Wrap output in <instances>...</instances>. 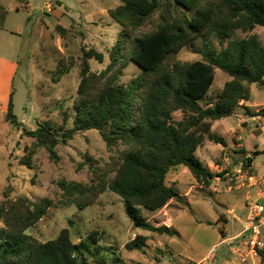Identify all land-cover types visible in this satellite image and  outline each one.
<instances>
[{
  "label": "trees",
  "instance_id": "16d2710c",
  "mask_svg": "<svg viewBox=\"0 0 264 264\" xmlns=\"http://www.w3.org/2000/svg\"><path fill=\"white\" fill-rule=\"evenodd\" d=\"M156 14L154 28L141 31ZM109 15L122 27L120 39L113 47L110 65L99 75L91 72L88 60L103 62L104 55L94 49L83 50L74 127L62 131L42 123L34 130H22L36 140V146L46 148L52 160H58L57 146L81 131H99L109 148L123 144L126 150L114 178L96 179L89 186L63 182L59 205H76L83 210L109 189L122 198L134 228L174 237L176 229L154 225L143 215V209L157 212L171 201H182L175 185L166 182L169 173L181 166H186L198 182L212 185L216 175L203 164L197 151L207 138L224 145L223 139L212 134L213 123L232 117L242 102L251 101V85L264 86V45L259 36L234 39L239 30L247 34L264 27V0H122L109 9ZM212 36L221 44L228 42L227 46L220 51L213 49ZM199 39H204L203 60L176 63L172 70L165 68L171 57L184 48H195ZM126 56L143 70L127 86L119 83L118 74L108 77L116 66L122 72ZM64 68L59 66L58 77L66 73ZM217 69L231 79L216 100L207 101ZM13 95L4 119L19 130ZM245 108L253 114L250 107ZM177 112L183 119L175 118ZM259 112L264 114V108ZM34 154L28 152L20 164L33 169ZM253 161L254 156L248 158L249 163ZM55 205L49 198L36 203L25 196L6 199L0 205L4 222L0 226V264H91L92 260L106 264L103 254L110 249L101 244L99 231H92L78 243L68 228L47 242L26 234ZM146 246L147 237L138 235L125 247L134 251ZM260 254L264 258V250ZM117 261L115 264H126L119 258Z\"/></svg>",
  "mask_w": 264,
  "mask_h": 264
},
{
  "label": "rangeland",
  "instance_id": "374dc122",
  "mask_svg": "<svg viewBox=\"0 0 264 264\" xmlns=\"http://www.w3.org/2000/svg\"><path fill=\"white\" fill-rule=\"evenodd\" d=\"M121 2L122 0H99L92 4L86 0H0V11L3 13L0 17V24L3 26V30H0V57L18 63L10 91L14 92V114L21 124V129L18 130L13 129L5 119L0 122V205L6 199L13 201L21 196L36 203L43 198L52 199L56 205L28 229L26 234L35 241L47 242L57 238L63 229L68 228L72 240L78 243L92 231H99L102 235L101 244L110 249L103 254L106 264H115L117 258L126 264H176L173 259L175 254L177 259L197 261L208 252L211 255L207 262L216 264L217 253H228L224 250L229 247V243H222V232L232 234L233 220L228 215L231 220L225 226L224 219L220 216L223 212L219 205L220 196L213 195L209 189L211 185L198 182L186 166L171 171L166 182L168 185H175L182 193L190 192L192 186L196 185L197 189L192 197L199 198H193L191 204L187 203L186 198L181 202L177 201L181 209L175 213L176 228L181 236H161L134 228L126 215L122 198L109 189L83 210L76 205L68 208L59 205L63 197V182L89 186L96 179L110 181L114 178L126 150L123 144L109 148L99 131H81L67 143L59 144L56 148L58 160H52L47 149L36 146V140L25 136L22 130H34L42 123H50L54 129L62 131L74 127V106L78 99L84 65L83 50L94 49L104 55L103 62L95 58L88 60L91 72L101 74L111 63V53L122 30L120 24L108 13L101 14L98 10H93L96 18H90V6L115 7ZM47 3L52 4L51 10L46 8ZM157 20L158 14L141 31L152 30ZM251 34H257L264 45V27L261 26L247 34L239 30L234 39H243ZM210 41L211 47L217 51L225 48L228 43L221 44L213 36ZM203 48L204 39H199L195 48H184L171 57L165 68L172 70L176 63L189 64L203 60ZM125 49L127 50V45ZM125 63L126 67L122 72L116 66L108 77L118 74L119 83L127 86L140 77L143 70L129 56L125 57ZM60 65L65 67L66 73L58 77ZM230 79L227 73L217 69L215 82L205 100H216ZM101 84L102 82L98 86ZM250 89L251 101L242 102L236 112L246 118L261 116L262 119L239 122L232 116L214 122L212 132L218 138L233 143L242 142L241 135L237 133L242 130L248 149L254 151L257 145L264 150V114L259 112L264 108V86L253 84ZM245 106L250 107L253 114H249ZM175 118L181 120L183 114L177 112ZM206 140L211 154L215 155L217 150H222L221 145L210 142L208 138ZM30 151L35 152L33 169L20 164V159L27 157ZM231 151L230 165L225 164L224 153L215 156L218 160L216 163L211 162V155L209 159L201 158L209 169H213L212 165L223 168L222 171H214L216 177L213 182L220 193L224 187L236 186L238 183L225 176V170L231 171L243 157L240 150L237 153ZM256 158V166L263 172L264 154ZM143 215L150 221L155 213L143 209ZM0 226H4L1 219ZM138 235L147 237V246L144 250H127L126 244ZM216 244L217 247H214ZM229 255H235V252H229ZM221 258L219 259L222 260ZM91 264L96 263L92 260Z\"/></svg>",
  "mask_w": 264,
  "mask_h": 264
},
{
  "label": "crops",
  "instance_id": "0c3cea01",
  "mask_svg": "<svg viewBox=\"0 0 264 264\" xmlns=\"http://www.w3.org/2000/svg\"><path fill=\"white\" fill-rule=\"evenodd\" d=\"M95 1H99V0H86V2H89L92 4ZM90 7L92 9V10H90V12H91L90 18H96V12L93 10H98L99 12H101V14H106V13L109 14V9L114 8L111 6H103V7L94 8L95 7L94 5L90 6ZM1 16H3V13H1V11H0V17ZM1 25L2 24H0V30H3V28H2L3 26H1ZM16 33H19V32H16ZM12 34L14 35L15 33L12 32ZM5 67H7V68H5ZM17 68H18L17 62L8 61V60H5L2 57H0V114L2 115V119H4L6 117V114L8 111L10 97H11V94L13 93V91H10L11 85H12V78L14 77ZM259 117H261V116H256V117H252V118L251 117L250 118L244 117V120H248V119L256 120ZM244 120H241V121L237 120V121L242 122ZM214 127H215V123H213L212 131H213ZM244 130L246 132V129H244ZM237 133L239 135H241L240 137L242 138L241 139L242 142H235L234 141L233 143H228L226 140H223L225 142V144L223 145V144H218L214 141H210V142H213V143H216V144L222 146V150H217L215 155L210 153V148H209L210 145L208 146L207 140L204 142V144L197 151V155L201 161H202V159H201L202 157H207L209 159V155H211V159H212L211 162H215V163H216V161H218L215 158V156L217 154L222 155L224 153V157H225L224 162H225V164L227 163L229 165H230L231 154H232L231 150H234V152H236V153L238 152L237 150H240L242 152V156H243V157L241 156L242 157L241 159H243L247 155L254 156V161L252 163L253 167L255 169V172L260 177V179H262V183L260 186L252 187L248 184V182H245L244 184L238 182L236 186H230L228 188L224 187V189H222L223 191L221 193L219 191H217V189L215 187V182H212V185L210 186L209 189H210V191H212L213 195L217 194L218 196H220L219 197V200H220L219 205L221 207V210L223 211L220 214V216H222L224 219L223 223L227 227V225H229V223H230V220L232 219L233 220L232 224L234 225V230H232V234H229L228 232H226L225 236L223 238L224 240L222 241V243H226V242L229 243L228 244L229 247L226 248L224 250V252L225 251H228V253L229 252H235V255H229L228 256V253L227 254L223 253L222 255H219L217 253L216 264L219 262L222 264L223 261H224L223 264H264V259L261 256L260 257H254V255L250 252V248L248 247V245L246 243V238L244 236L245 226L247 225L248 220H249V216H250V211H251L250 206L255 202H258V203H260V205L264 206V171L261 172L260 170H258V168L256 166V159H257L256 157L258 156L257 153H259V155L264 154V150H261L259 148V146H257V145H256V148L254 151L248 149L246 147V140H245L243 131L240 130ZM212 134H214V133L212 132ZM258 134H260V133H258ZM203 164L205 165V162H203ZM212 166H213V169H210V171L213 173L215 170H218V171L223 170V168H221L220 165H212ZM212 187H215V189H212ZM195 189H197V186L193 185L192 188L190 189V192L187 191V192L182 193L181 191H179L180 195L182 196V201L184 200V198H186L187 203L191 204V203H193V198L198 199L199 196L192 197ZM178 204L179 203L177 201H171L163 209H161L157 212H153V213H155V215H153V217L151 219L152 221L150 220V222L153 223L154 225L157 224L156 226H160L159 223H161V225L173 227L174 229L177 230L175 213L178 209H181V207L178 206ZM172 209H174V210L172 211ZM228 215L231 216V219L229 218ZM158 217H160V219H158ZM178 234L181 236V232L178 231ZM214 247H217V244L214 245ZM233 249H235L238 253H236V251H234ZM209 255H211L210 252L205 254L202 258L198 259L197 261H193L191 259H187V260L186 259L185 260L184 259H177L176 254H175L173 256V259L176 261V264L177 263H179V264H192V263H197V262L203 261ZM221 256H224L225 258L222 259ZM219 258H221L222 260H220ZM161 263H163V262H161Z\"/></svg>",
  "mask_w": 264,
  "mask_h": 264
},
{
  "label": "built area",
  "instance_id": "2783aa9c",
  "mask_svg": "<svg viewBox=\"0 0 264 264\" xmlns=\"http://www.w3.org/2000/svg\"><path fill=\"white\" fill-rule=\"evenodd\" d=\"M46 8L51 10L53 8L51 3L46 4ZM233 116L237 120H244V115L239 112H234ZM262 119V117H259ZM251 156H245L231 171L225 170V176L230 181H237L244 184H248L252 187L260 186L262 179L255 172L253 164L248 162V158ZM250 216L247 225L245 226L244 236L246 243L250 248V252L254 257H260V250H264V206L260 203L255 202L251 206ZM237 252V251H236ZM209 257L196 264H210L207 262Z\"/></svg>",
  "mask_w": 264,
  "mask_h": 264
}]
</instances>
